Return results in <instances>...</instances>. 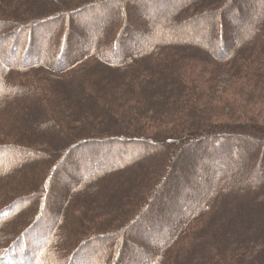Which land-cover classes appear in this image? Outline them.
I'll use <instances>...</instances> for the list:
<instances>
[{"label":"trees","instance_id":"16d2710c","mask_svg":"<svg viewBox=\"0 0 264 264\" xmlns=\"http://www.w3.org/2000/svg\"><path fill=\"white\" fill-rule=\"evenodd\" d=\"M196 139L216 144L179 167ZM79 147L53 234L26 243ZM0 207V230L24 211L0 264H78L104 238L92 264H264V0H0Z\"/></svg>","mask_w":264,"mask_h":264},{"label":"rangeland","instance_id":"374dc122","mask_svg":"<svg viewBox=\"0 0 264 264\" xmlns=\"http://www.w3.org/2000/svg\"><path fill=\"white\" fill-rule=\"evenodd\" d=\"M133 11H134V14H136L135 16H137L138 13L135 11V9ZM100 12H101V9H100ZM93 13L96 14V15H99V12L98 11L96 13L94 11ZM107 13H106L107 14L106 15V18L103 19L104 20L103 22H104V25L106 27H109V25H111L113 23V22H111L112 19H113L112 18L113 15H112V8L110 9V6L107 9ZM83 14H85V13H83ZM87 15H91V13H87ZM61 24H62V22L59 24V26ZM44 26H46V27H44L43 31L44 30L47 31V28H49L50 26H52V28H51L52 30L54 28V25L51 22L50 23L49 22L46 23ZM164 27H166V26H164ZM168 27H170V25H168ZM167 29L168 28L166 27L165 28V31L166 32H167ZM42 34H43V32H42ZM184 34L186 36L189 33H188V31L186 32V30H185L184 31ZM36 40H38V39L35 38L34 41H36ZM34 53L36 54L35 49L33 51L31 50V52L29 54L31 59L35 55ZM35 81H37V80H35ZM35 81H32V78L31 79H28L27 85L30 86L31 83L32 82H35ZM221 86H222V88H224L226 85H221ZM212 142L208 141V142H206L207 143L206 144V143H204V140L202 142V141H199V140L196 139L195 142L191 146H189V148L185 152V157L182 158V160L180 161V164H178L179 167L186 168V167L189 166V168H190L191 166H193L192 160H194V163H195V162H197L198 159H200L199 158L200 157L199 156L200 154L203 155V154H206V153H208V152L211 151L210 149H211V143ZM218 142H221L222 143V140L219 139ZM229 142L231 143V141H226V143L224 145L220 144V145H222V147L220 146L221 149L222 150H226V149L228 150L229 149V151H230L231 150V147H232V143L230 144L231 145L230 146V145H228ZM240 142H241L240 140L239 141H233V143H234L233 145H236V143H239L240 144ZM121 144L120 143H118L116 145L114 144L112 146V148H110V150L111 149L113 150V149H118V148L119 149L124 148L123 145H121ZM215 144L216 143H214L213 146ZM228 146L230 148H228ZM94 147H92V151H94V149H95ZM234 147H236V146H234ZM125 148L131 149L132 147L126 146ZM104 149H106V148L103 147L99 151H104ZM87 153L88 152H86L84 148H80L79 147L78 149H74L73 151H71L69 153L68 158H67V161H65L64 163L62 162L63 164L61 163L60 164V167L53 173V175H52L53 176V179H49V181H48V185L50 187V190H51L50 193L51 194H50V197H49L48 200H46V197H45V200H46L45 203H47V206H48L47 214H44L43 215L44 218L41 221V224H38V226L36 227L35 232L31 235L32 238L29 237L28 239L25 240L26 243H28V244L31 243L32 244L34 241H37L38 239H41V241H38V242L41 243V244L42 243L43 244H46V242L48 240V236H49V238L51 237V234H53V228L55 227L54 226L55 225V222L57 221V218H55L56 209L59 206V204L63 201V199H66V197L68 196V190H70V189L72 190L73 189V185L71 187L70 186V183H73L75 181V179H77L79 177V173H78V171H76V168L75 167L77 166V164L79 163V161L84 158V155H86ZM17 154L18 155L14 156V157H19L20 159L21 158H26L28 160L32 158V157H29L28 155L27 156H24V154H22V155L19 154V153H17ZM140 155H141V153H138V156H140ZM40 160L41 159H37V161L41 165L42 164V161H40ZM83 168H84V165H83ZM21 171L22 170H18V172L16 173V179H12L11 180L12 183L9 186L5 187V189L3 190L4 193L2 194V196L6 195V194L7 195L15 194L14 196H12V198L10 196H8L6 202H9V198H11V202L10 203H12L13 201L19 199L18 201H20V202H19V204L17 206V208H19V210L17 209V211H20L21 210V207L24 204H26V202L23 200V197H26V194L25 193H21L22 191H20V190L28 191L29 189L28 188H25V185H27V186L30 185V183H29L30 180H29V182L27 181L26 184H23V181L22 182L20 181V175L21 174H19V173ZM178 172H179L178 170L175 171L174 176H173V180H174V178H175V180L176 179L179 180L178 179ZM81 174H82V172H81ZM43 175H45V173H43ZM18 182H19V187L17 186L18 184H16ZM168 188L170 189V186H168L166 189H164V191H162V193L159 195V197H158V204H159L158 208L159 207L161 208L163 206L162 205V201H160V200H162L163 198H165L164 196L167 193H169L168 195H170L171 191H169ZM163 201H165V200L163 199ZM154 207H155V205H154ZM168 213H169V211L166 214H168ZM23 216H24V211L20 212L19 215H17L14 219L8 220V222L4 223V225L1 224L0 243L3 242L10 235L9 234L10 233L9 232V226L10 225H13V224H16V222H17V225H18L21 222ZM145 218H147V217H145ZM147 221H148L147 219L144 220V222H146V223H144L142 221L139 224L137 231L142 232L144 226L147 224ZM6 233H8L9 235L6 236ZM141 234H145V233L142 232ZM132 236H133L132 233H129V234L127 233L126 234V239L127 238L128 239H133ZM116 241H117V238H104V239H101L100 241H98V243L96 245L93 244L91 246V247H93V249L89 252V254L87 253V251H84L82 253V257H80L78 259V261H79L78 264H92L93 261L96 262L99 258L101 259L103 256L105 257L106 256V254L104 252L105 249H107V250H109L110 248L112 249L113 248L112 246L115 245L114 243H116ZM123 241H124V239H123ZM128 244H129V246H131L132 245L131 241L128 242ZM45 246H47V245H44L43 247H45ZM133 246H135V244H133ZM87 248L90 249V245L87 246L85 249L87 250ZM136 248L137 247H135V249ZM22 250H24V249L22 248ZM15 252H17V251H15ZM85 254H88V255H85ZM18 256H17V253H15V254L12 253V254L6 256V258H16L14 260H11V261H13L11 264H17V263L18 264H22V263H24L25 260H23L22 258H17ZM56 258H57V256L55 257L54 264H62L61 263V260L60 261H57ZM7 264H10V263H7Z\"/></svg>","mask_w":264,"mask_h":264},{"label":"bare ground","instance_id":"6f19581e","mask_svg":"<svg viewBox=\"0 0 264 264\" xmlns=\"http://www.w3.org/2000/svg\"><path fill=\"white\" fill-rule=\"evenodd\" d=\"M242 147L244 149V153L238 158L239 159L238 161H240V162L244 161L246 159L247 155L252 154V152L254 150L252 145H251V140L250 139H244L242 141ZM156 202L157 201H155V204H156ZM21 246H22V244L18 246L19 249H20ZM20 252H23V251H20ZM18 258H24V256L22 255V256H19Z\"/></svg>","mask_w":264,"mask_h":264}]
</instances>
